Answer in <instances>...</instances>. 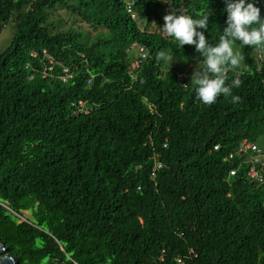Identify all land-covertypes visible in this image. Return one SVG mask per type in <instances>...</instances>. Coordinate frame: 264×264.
I'll list each match as a JSON object with an SVG mask.
<instances>
[{"label": "trees", "instance_id": "1", "mask_svg": "<svg viewBox=\"0 0 264 264\" xmlns=\"http://www.w3.org/2000/svg\"><path fill=\"white\" fill-rule=\"evenodd\" d=\"M224 6L0 0V34L15 27L0 54V244L17 264H264V182L239 151L264 149V64L244 50L225 73L239 87L205 105L176 76L203 57L159 28L165 11L208 14L215 44Z\"/></svg>", "mask_w": 264, "mask_h": 264}, {"label": "clouds", "instance_id": "2", "mask_svg": "<svg viewBox=\"0 0 264 264\" xmlns=\"http://www.w3.org/2000/svg\"><path fill=\"white\" fill-rule=\"evenodd\" d=\"M222 2L225 5L222 11L226 20L223 35L219 36L215 44L208 42V14L193 18L191 15L172 11L164 16V24L159 27L168 37L173 38L179 47L194 46L195 52L203 57V68L195 69L191 79L196 86V96L205 105L214 104L221 95L232 96L231 88L239 87V80H234L231 86L227 85L225 73L229 68L243 66L241 57L244 58V50H252L251 61L256 68H261L264 64V16L261 15L260 7L255 0H222ZM237 41L241 45L235 43ZM140 49L143 48H138L139 64H142L148 59V53H145L146 58L142 59ZM159 58L165 62L172 59L165 51L159 53ZM179 75H182L181 79ZM176 76L182 82L189 75L177 71ZM232 99L236 100L237 97L233 96ZM259 147L262 149L261 146ZM262 150L264 152V149Z\"/></svg>", "mask_w": 264, "mask_h": 264}, {"label": "built area", "instance_id": "3", "mask_svg": "<svg viewBox=\"0 0 264 264\" xmlns=\"http://www.w3.org/2000/svg\"><path fill=\"white\" fill-rule=\"evenodd\" d=\"M126 1V0H124ZM140 52L142 54V59L146 58V54L143 49H140ZM66 76L63 77V82H66L68 71L65 70ZM182 78V75H179V79ZM218 146L214 147V150H218ZM240 153L246 154L248 152H251V157H249L248 163L251 164V167L248 172V176L251 179L256 180L257 182H264V176L262 172L264 171V152L263 150L258 146V144L251 142L249 140H244L241 143V146L239 148ZM161 168V165H156V169ZM236 171H231L230 176H234Z\"/></svg>", "mask_w": 264, "mask_h": 264}, {"label": "rangeland", "instance_id": "4", "mask_svg": "<svg viewBox=\"0 0 264 264\" xmlns=\"http://www.w3.org/2000/svg\"><path fill=\"white\" fill-rule=\"evenodd\" d=\"M57 12H59L58 14L64 19H66L68 16V13H66L65 11H61L59 8H58ZM167 14H168V11H165L163 15L165 16ZM75 27H78L79 29H81L83 31L90 32L92 35H94L96 33V31L94 29H92L91 27H88L86 24H84L80 21H77L75 23ZM14 33H15V27H14L13 23L10 22L8 25L5 26L4 30L0 34V54L6 49V47L9 46V44H10V42L14 36ZM131 53H132V55L136 54V48L135 47L133 49H131ZM170 61L175 62L174 59H171ZM180 68L184 69V71H186L188 73V75L191 77L195 69L199 70V69H202L203 67L201 66V64L188 65L185 62V63L180 64ZM181 71H183V70H181ZM28 217H30V214L28 212H24V219L28 218Z\"/></svg>", "mask_w": 264, "mask_h": 264}, {"label": "water", "instance_id": "5", "mask_svg": "<svg viewBox=\"0 0 264 264\" xmlns=\"http://www.w3.org/2000/svg\"><path fill=\"white\" fill-rule=\"evenodd\" d=\"M0 264H17L15 260L7 254L2 244H0Z\"/></svg>", "mask_w": 264, "mask_h": 264}]
</instances>
